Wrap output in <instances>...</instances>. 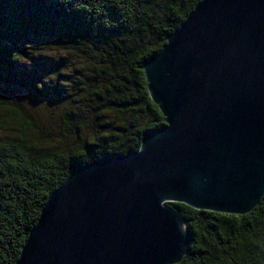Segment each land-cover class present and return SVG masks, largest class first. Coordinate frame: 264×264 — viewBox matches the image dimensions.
<instances>
[{
	"label": "water",
	"instance_id": "obj_1",
	"mask_svg": "<svg viewBox=\"0 0 264 264\" xmlns=\"http://www.w3.org/2000/svg\"><path fill=\"white\" fill-rule=\"evenodd\" d=\"M165 126L75 169L16 264H179L191 237L168 203L244 216L264 197V0H201L144 64Z\"/></svg>",
	"mask_w": 264,
	"mask_h": 264
},
{
	"label": "trees",
	"instance_id": "obj_2",
	"mask_svg": "<svg viewBox=\"0 0 264 264\" xmlns=\"http://www.w3.org/2000/svg\"><path fill=\"white\" fill-rule=\"evenodd\" d=\"M200 2L0 0V264L75 169L165 126L144 64ZM167 206L191 237L179 264H264V197L244 216Z\"/></svg>",
	"mask_w": 264,
	"mask_h": 264
}]
</instances>
